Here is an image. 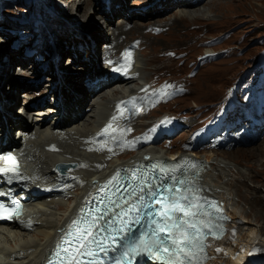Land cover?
<instances>
[{"label": "bare ground", "instance_id": "6f19581e", "mask_svg": "<svg viewBox=\"0 0 264 264\" xmlns=\"http://www.w3.org/2000/svg\"><path fill=\"white\" fill-rule=\"evenodd\" d=\"M62 1H65L69 8L72 6V9H75V6H77L78 11L73 10V12H75V15H83L86 20L90 18L92 14V0H74L75 4H71V0ZM84 1L89 2L85 4V7L83 5L82 8L81 4H83ZM112 1L118 2L119 0ZM215 1L216 0H142L140 4L137 1H134V3L141 6H131L128 8L123 5L122 8L120 7V11L113 8V13L115 15L122 16L120 22L126 21L124 23L119 22V25L116 26L115 29L112 26V21L105 20L103 16L98 17L101 18L99 22L102 24V28L109 29L110 31L108 33L110 35L112 34L111 37L106 36L107 54L109 56L110 62L108 68H110V71L102 70L98 67L97 61L100 62L99 55H97L98 52H100L99 48H97V51L94 52L92 47H80V44L86 45L85 42H87L88 44L90 43L87 37H84L82 39L77 36L84 32V25L78 24V22H76L77 20L68 19L65 16L55 18L49 15L47 17L44 13H42V20H39L38 23L34 24L36 26H40L41 23H46L47 27H42V37L44 38V40L46 38H54L57 43L58 51L61 55H64L66 53L71 54L75 52L76 57L72 60L71 63L79 61L84 65L85 71H81V68L76 67V65L74 67L70 66L69 68L64 70H59L61 74L60 77H54L57 71H55V69H53L51 65H49L47 70L44 71L43 68H40V63L48 62L49 64H51L52 48L51 45H48L47 43H40L39 48L42 54V59L41 61L35 60L34 74H32L31 71L26 70V68H22V70L18 72L22 75L34 76L40 72L43 74L47 73L49 75V78L54 77L52 79V81L55 80L54 86L56 89L54 90V93L57 94V102L59 103L55 101V106L48 104L50 103V98L48 99V95L52 91V89L47 90L45 88L46 83H44L43 86L39 89L41 90V92H38L39 90L37 88L33 89L32 81H29L27 83L29 85H24L20 89H18L19 86L12 85V89L15 91L16 89H18L19 91L23 88V90L25 89L24 93H28L31 90H36V92L33 95H25V100L23 101L26 108V112H24V119L23 116H19L18 120H14L18 110L16 111L15 116L12 114V111H14L16 104L7 103L8 100H4L3 102H1L2 106L0 107V126H2V132H0V136L3 137L4 135L6 123L9 124L10 129L14 128L17 125L23 124L21 130H19V128L16 129V131H19L17 135H15V137L18 136L20 138L19 141H16L14 139L15 142L13 145L11 144L13 143L11 141H8V145L0 143L1 147H5L6 150L12 147H17L20 145L24 135H34L35 138L29 139L30 143L26 148V152H29V156L23 157V160L25 161V167H29L32 163H34L35 166H41L43 164V162L41 161L42 156L47 158L49 162L52 163H56L58 161L69 162L72 161L75 156H84V152L81 147L82 142L80 140V136L94 131V129L100 123L96 118L95 113L97 111H102L104 108H109L112 100L128 97L132 94V90L133 92H135L134 90H139L141 88V86H139L140 83H137L134 77L129 81V83H132L131 85L127 82H124L117 87H112L113 85L117 84H108V75L112 74V72H115V69H117L115 66V60L121 58V61L119 62H122L123 60L125 62H128L129 64H135V67H133L132 70H135L136 72H138L139 70L143 71L146 68L147 64H149L148 62H133L132 55L128 56L124 53L114 51V48H116L117 46L116 39L119 38L117 29H124L123 32L120 33V35L124 34V31L126 30L125 28L130 24V22H132V20L130 19L134 17L136 19L133 20L141 19L145 14L144 8L149 7L150 4H152V6L150 7L151 9L157 8L162 4L164 6V11H166L165 9H167L168 7L175 6L177 4V18H179L180 20H195L198 19V17H204V15L210 17V14H208V10H203V8L207 3L210 2L216 4ZM76 2L78 3V5L76 4ZM39 9L41 11V7H39ZM54 10L58 11V9L56 8ZM21 16L22 14L19 17ZM164 18H166V16ZM211 18L218 19L215 18L214 15ZM3 19L5 20V22H7V24H11L8 15L3 17ZM66 19L69 21H73L72 26L67 25ZM35 20L37 19L33 18L34 22ZM175 20L176 19H174V22ZM174 22L171 23L172 26L174 25ZM103 23L105 24L104 26ZM135 23L140 24H138L137 26L132 24V26H130L131 28L135 26V30L132 31L136 32L133 34H136L137 32L140 33L141 27L146 24L144 22L141 23L138 21H135ZM168 24L170 23L168 22L165 25H159L168 26ZM9 27L13 29V26L10 25ZM93 28L95 30V33L92 35L91 39L97 43L99 39H102L101 35L103 30H101V28L97 26L96 28ZM2 32L6 33V35L9 37L8 39H6V42H10L11 38H13V35H11V33L9 31H6L5 29H3V31H0V34ZM157 36L159 37L160 34ZM1 45H3V39L0 35V89L4 88L8 84L10 85V71L13 68L15 62L17 63V65H22L23 67L27 64L26 61H16L11 57V55L16 51L15 46L13 48L7 49L6 47H2ZM25 45L26 44H24V46ZM77 45H79V47H75ZM24 46H20L19 50L23 49ZM4 48L11 51L10 57L5 58L3 53ZM28 58L33 60L34 56ZM103 73H106L107 77H102L100 80L101 83L92 84L85 82L87 77H93L94 75L103 76ZM219 74L221 75V72H218L216 75ZM19 80L24 81L26 79L19 78ZM39 83L41 84V81H39ZM87 83L89 85H87ZM207 86V88L211 87L210 83H208ZM98 87L100 89L104 88L105 90L98 94L97 97H94V100L92 101V112L87 114V119H85V117L82 118L83 113H80L82 112L81 107L86 103L89 95L93 93V91ZM111 87L112 89H110ZM89 88H93V90H90ZM59 104H61V108H58ZM19 111L23 113L22 109H20ZM60 112L63 113V118L59 121L56 117L59 116ZM18 113L20 114V112ZM70 119L74 121L71 124L69 123ZM217 123L218 122H216L214 126V132H217L222 127L221 125H219L218 127ZM229 124L233 127L237 126L234 121H229L227 125ZM180 125H182V122L171 126L169 128V134L175 131V128ZM168 126L161 127L163 129V133H167L166 129H168ZM230 132L231 130H229L226 135H229ZM1 140L2 139H0V141ZM56 143H60V145L66 149V152H48L51 144ZM224 150L225 151H221L220 153L213 150L210 156H207L205 154L203 155L208 161V168L202 176L209 190L213 191L216 195H219L224 200H226V204L230 214H232L233 221L235 223H238L239 220H242V223L239 225V229L231 236H227L222 240L212 242L211 250L209 251V257L203 260V264H252L255 263L254 261L257 259L254 256L249 255V251L255 246L264 245V227L258 225L260 222V214L253 210L254 208L250 210L248 209L249 204L252 202L251 195H253L254 193L259 194L260 187L251 184L250 186H248L247 181L253 179L254 177L263 178L261 172H264V146L261 144H256L254 146H249V148H237L227 151L226 149ZM166 154H169V151L162 149L160 145L153 144L152 146H149L142 151L135 153L132 157L123 161H121L123 157L120 153H116L117 158L114 161H110L109 158L112 154L108 153L103 158L104 169H113L115 166L121 163L132 165L136 161L142 159V157L152 158L160 157ZM236 154H240L246 156V158L251 159L248 163H246L248 167H250L249 171H245L243 167L239 166V164L243 163L237 158ZM118 155L121 156L118 157ZM171 157L176 159L174 154H172ZM42 170L45 171L44 168H42ZM103 173L105 172H97L93 170L85 171V175L87 178L94 177L95 175ZM246 188H248L247 193L244 192ZM81 193L82 191H77L76 195L74 196V200L72 201L73 203H65L61 207L58 201L36 202L35 209L38 210L36 212V215L40 213V219H42V222H40V226L38 227L36 232H28L25 230L23 231L21 230V228L13 229L12 227H0V246L4 248L3 252H0V264H39L45 256V250L47 246L55 240L54 237L57 229L61 227L62 223H65L66 221H69L71 219L70 215L76 208L77 203L80 200L78 196ZM260 197L261 194L257 196L255 201L257 202L258 198ZM10 236H13V238L15 239L14 242L9 243L5 241V239H9Z\"/></svg>", "mask_w": 264, "mask_h": 264}, {"label": "rangeland", "instance_id": "374dc122", "mask_svg": "<svg viewBox=\"0 0 264 264\" xmlns=\"http://www.w3.org/2000/svg\"><path fill=\"white\" fill-rule=\"evenodd\" d=\"M18 0H15L12 2V0H0V14L9 17H14L16 15H21L23 16V20H29L30 17L33 15V9H39L38 3H33L34 5H31V3L26 4V3H21L17 2ZM91 5H95L94 7V14L92 12L90 18L88 20L85 19L83 15H75L73 10L78 11L77 6H75V9H72V6L69 8L67 3L62 0H45L43 3L44 6L46 4H50L53 6V8L58 9V15L53 16L55 18L65 16L68 19L72 20H77L78 24L84 25V29L82 34L77 35L80 38L87 37L90 41L88 44L85 42L86 45L80 44V47L84 48H93L94 52H96L97 48L100 49V52H98L97 55H99L100 62L97 61L98 67L102 70H109L110 68H107V60L108 56L106 53V47L105 44V38L106 36H112L108 32L110 31L107 28H102V24L99 22L102 17L105 20L112 21V26L114 29L116 26H118L119 22L122 19L121 15H115L113 13V8L120 11V7L124 5L125 7H134L138 6L140 7L141 5H138L134 3V1H137L139 4L142 2V0H119L118 2L111 1V0H92ZM107 1V2H106ZM89 1H84L82 5L84 7L86 6L85 4ZM216 4H213L212 2L207 3L203 10H208V14H210V17L205 16L204 17H198V19L195 20H186L182 19L180 20L178 17V14H176L177 10V4L175 6L168 7L164 11V6L161 4L163 9L157 7L155 9L145 11L144 16H142L141 19L133 20L136 19L135 17L130 19L132 22L125 28L126 30L124 31V34H121L124 29H117L119 38L116 39L117 42H122L123 43V48L125 47H131L135 48V51L138 52L139 47L134 46L135 41L140 37L143 39L144 44L146 46V49L140 52L139 58L140 62H148L146 68L141 71V76H139V79H149L151 76H153L155 73L159 75H164L165 77H174L178 76L176 72L181 70V74L179 75L180 79H185L189 75V72L191 68L193 67V63L197 61L200 57L199 54L201 55L202 53H205V49L203 47H200L204 42L202 40H206L208 37L213 36V35H220L223 36L224 32L227 30H231L228 32V37L227 39H224L222 44L220 46L216 47V49H220V47H232L234 48L231 50L233 53L241 52L242 56L237 57L235 55H229L227 57L224 56L223 53L219 54H212L210 52V56L208 59L213 58L214 63H206L205 67L201 69L198 75L194 76L193 78H190L189 80V91H183L182 93L174 94L170 98V101L166 103V105H162L158 110L154 112V114H163V113H175L172 115L173 120H176V118L180 116H184V113L186 110L190 112V122L192 123L189 128L182 130L179 134H177L174 137V140L178 143L177 146H181V140L187 139L188 135L195 131L199 136L203 135L205 132H210L211 128L209 129L211 123H212V117L213 114L218 112L221 108L228 106L232 101H233V95L234 94H239L241 93L242 96L247 95L248 93V88H255L254 93L257 91L259 88V84H253L252 86L249 87H235V86H230L232 82L234 81L233 77L235 74L239 73H245L247 66H251V61H255L254 55L260 50L261 44H260V39L264 35V0H216ZM71 4H75V1L71 0ZM78 5V3L76 2ZM4 8V10H2ZM62 8V9H61ZM191 9V8H190ZM211 10V11H209ZM42 13H44L47 17L51 14L50 10L46 8L41 10ZM124 11V10H123ZM173 12V13H172ZM31 14V15H30ZM214 15V19L211 18ZM51 16V15H50ZM166 16V18H164ZM174 19L175 22H174ZM4 20V19H3ZM67 20V19H66ZM67 20V25L72 26L73 21ZM128 20V21H130ZM213 20V21H211ZM99 23H97V22ZM134 21V22H133ZM135 21L138 22H144L146 23L141 27V32L140 33H135V26H137L140 23H135ZM174 22V25L172 26L171 23ZM177 21V22H176ZM126 22V21H124ZM120 22V23H124ZM168 24V26H160L159 24ZM205 22V23H204ZM36 23V22H35ZM7 22L2 23L0 22V31H3V29L6 30L8 26H13L12 24H7ZM134 24V27H130ZM105 24L103 23V26ZM26 26V27H25ZM46 26V23L43 24L41 23V31L42 27ZM99 27L102 32V39H99L98 42L96 43L91 39L92 35L95 33V30L93 27L96 28ZM201 26H203L201 29H199ZM16 28L19 29H25L30 32H33L38 26H36L34 23L32 25H20V26H15ZM168 27V28H167ZM14 28V26H13ZM161 28L163 29V33L160 34L158 37L156 34V31ZM9 29H12L9 27ZM199 29V30H195ZM8 31V30H6ZM105 31V32H104ZM44 33V29H43ZM205 34L203 37L202 35ZM4 38H9L6 37V33L2 32L0 34ZM105 35V36H104ZM117 35V36H118ZM159 35V34H158ZM233 35V36H232ZM157 36V37H155ZM232 36V37H231ZM28 37H32L29 35ZM135 37V38H134ZM155 37V38H154ZM27 41H29V39ZM240 38V39H239ZM202 39V40H201ZM238 39L240 41H238ZM44 38L42 37V41ZM17 43V40L15 37L11 38L10 42H6V48H13ZM47 43L48 45H51L52 52H57L59 55L58 60L55 61V64L57 63V66L53 67L55 71H58L54 77H60V72L59 70H64L71 67H76L81 68V71L84 70V65L81 64L79 61H75L74 63H71L72 60L76 57L75 52L73 53H66L64 55H61L58 51L57 48V43L54 38H49L45 39L43 41V44ZM54 43V44H53ZM110 43V42H109ZM5 44L1 45L2 47H5ZM66 44V42H65ZM260 44V45H259ZM103 47H102V46ZM122 45V44H121ZM68 46V44H67ZM18 46L13 55L12 58L14 60H17V54H20L19 52H22V49L19 50ZM79 47V45L75 46ZM35 48V46H34ZM33 48V49H34ZM119 50H122V46H118ZM211 49V48H207ZM169 50H176L177 52H182L183 54V61L181 59H175V58H169L166 59L165 53ZM32 50H30L31 52ZM207 51V50H206ZM100 53V54H99ZM187 54V55H186ZM198 55V56H197ZM32 55H28L27 57H31ZM71 56V57H69ZM187 57L188 61H185ZM33 57V56H32ZM84 57V54H83ZM53 58V57H52ZM192 59H195L196 61H192ZM31 60V59H30ZM35 58L32 60L34 61ZM228 61H237L234 64L232 62ZM193 62V63H192ZM101 64V65H100ZM60 65V66H59ZM242 67V68H241ZM57 68V69H56ZM18 71L20 69L18 68L17 63H14L13 68L10 71V76L11 80L10 83H15L17 86H19L18 89H20L24 85H29L27 84L28 81L31 79L30 75H22ZM218 72H221V75H216ZM250 73L252 72L251 70L249 71ZM14 74V76H12ZM40 74V75H38ZM37 78L44 77L41 79V84L35 83L32 87L33 89L37 88L38 90L43 86L44 83H46L45 88L47 90L52 91L48 95L49 105L55 106L56 102H52L54 96L56 93H54V90L56 89L54 86L55 80L52 81V78H49V75L47 73H38ZM104 74V73H103ZM23 79H26L24 81L19 80L20 77ZM99 75H94L93 77H87L85 82L92 83L95 81L96 77ZM58 82V81H57ZM56 82V83H57ZM87 83V85H89ZM101 83V82H100ZM208 83H210L209 88H207ZM96 84V83H94ZM11 85V84H10ZM8 84L4 88L0 89V107L1 102L4 100H11L14 104L16 102H20L21 105L25 104L22 102L23 99H25V95H33L35 94L36 90L33 91L31 90L28 93H24L25 89L19 90L16 89L13 90L12 86L10 87ZM40 86V87H39ZM39 87V88H38ZM112 87H117V86H112ZM10 88V89H9ZM112 89V88H110ZM104 91V89H103ZM38 92H41L39 90ZM16 94V96H15ZM19 95V97L16 99V97ZM57 95V94H56ZM88 99L85 104L81 107L83 110L84 108H88L89 106L93 105L92 101ZM94 100V98H93ZM198 103V104H196ZM88 106V107H87ZM16 108V109H15ZM14 108V112L12 111V114L15 116L16 111L22 113L19 111L18 106ZM17 112V113H18ZM92 112V110H91ZM85 111L82 115V118L85 117L87 119V114L91 113ZM18 115V114H17ZM15 116V121L18 120V116ZM37 115V114H36ZM97 116V114H96ZM199 116L198 121H196V117ZM36 117V116H34ZM23 115V119H24ZM146 118H149V116H146ZM70 124L73 123L74 121L72 119L69 120ZM196 121V122H195ZM230 122L233 120H229ZM18 126V125H17ZM10 129L17 135L18 131H16L15 128ZM72 126V125H71ZM228 127L230 126L227 125ZM231 132L229 135L232 136H238L241 133L239 132V127L238 125L233 127L230 126ZM174 132V131H173ZM171 132V133H173ZM10 139L9 141L13 142L11 143L12 145L14 144V140L19 141V137H15ZM171 135V134H170ZM263 145L264 146V134L258 139L257 141L251 142L249 144H243L241 146H236L233 147L232 149H237V148H249V146H254V145ZM160 145V144H158ZM229 149V150H232ZM173 151H176V149L169 151V153H172ZM220 153L221 151H225L224 149L220 150H215ZM227 151V150H226ZM200 154L202 157L204 154L207 156H210L212 151L210 152H197ZM121 155H118L120 157ZM237 158L243 163L239 164L240 167H243L245 171H249L250 167L246 163L251 160L250 158H246V156L236 154ZM263 178L261 177H254L253 179H250L247 181V185H257L259 186V194H261V197L258 198V201L256 202L255 199L259 194L254 193L251 195V200L252 202L249 204L248 209L255 210L257 213L260 214V222L259 226L264 227V172H261ZM261 178V179H260ZM248 188L244 190L245 193H247ZM253 196V197H252ZM262 201V202H261ZM262 203V204H261ZM11 238V239H10ZM5 241L11 243L14 242L15 239L13 236H10L9 239H5ZM253 264V263H252Z\"/></svg>", "mask_w": 264, "mask_h": 264}, {"label": "snow or ice", "instance_id": "6c2138e0", "mask_svg": "<svg viewBox=\"0 0 264 264\" xmlns=\"http://www.w3.org/2000/svg\"><path fill=\"white\" fill-rule=\"evenodd\" d=\"M109 129L111 124L101 135ZM134 143L122 140L121 147ZM104 147L101 144L96 150ZM0 159L6 161L0 175L8 183L19 178L16 158L9 155ZM150 167L151 174L135 168L125 177L118 171L102 185L100 203L95 209H82L69 224L48 264H142L137 260L141 256L153 264H203L206 236L219 238L224 231L213 221L227 219L214 210L216 201L203 195L199 180L204 162L181 158ZM5 195L10 197L11 193H0ZM22 208L16 199L9 204L0 200V218H17Z\"/></svg>", "mask_w": 264, "mask_h": 264}, {"label": "trees", "instance_id": "16d2710c", "mask_svg": "<svg viewBox=\"0 0 264 264\" xmlns=\"http://www.w3.org/2000/svg\"><path fill=\"white\" fill-rule=\"evenodd\" d=\"M97 22V21H96ZM98 23V22H97ZM99 24V23H98ZM12 76H14L13 74H12ZM19 96H17V98H18ZM18 103H20V102H18ZM21 104V103H20ZM14 112V111H13ZM17 114H19V113H17ZM18 116V115H17ZM19 117V116H18Z\"/></svg>", "mask_w": 264, "mask_h": 264}, {"label": "water", "instance_id": "95a60500", "mask_svg": "<svg viewBox=\"0 0 264 264\" xmlns=\"http://www.w3.org/2000/svg\"><path fill=\"white\" fill-rule=\"evenodd\" d=\"M12 85H16L15 83H12Z\"/></svg>", "mask_w": 264, "mask_h": 264}, {"label": "built area", "instance_id": "2783aa9c", "mask_svg": "<svg viewBox=\"0 0 264 264\" xmlns=\"http://www.w3.org/2000/svg\"><path fill=\"white\" fill-rule=\"evenodd\" d=\"M106 39V38H105Z\"/></svg>", "mask_w": 264, "mask_h": 264}]
</instances>
